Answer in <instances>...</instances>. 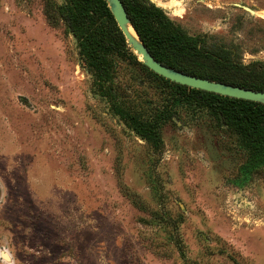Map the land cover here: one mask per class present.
<instances>
[{"label": "rangeland", "instance_id": "374dc122", "mask_svg": "<svg viewBox=\"0 0 264 264\" xmlns=\"http://www.w3.org/2000/svg\"><path fill=\"white\" fill-rule=\"evenodd\" d=\"M48 1L62 2L0 0V244L16 258L0 252L3 264H264V165L208 112L173 104L117 57L122 106L145 117L169 109L155 150L95 94ZM141 1L264 68V0Z\"/></svg>", "mask_w": 264, "mask_h": 264}, {"label": "trees", "instance_id": "16d2710c", "mask_svg": "<svg viewBox=\"0 0 264 264\" xmlns=\"http://www.w3.org/2000/svg\"><path fill=\"white\" fill-rule=\"evenodd\" d=\"M122 2L140 39L159 62L196 77L264 91V68L239 62L233 51L209 44L202 36H188L154 4L145 5L141 0ZM45 14L52 23L63 22L75 38L80 60L94 78L95 94L109 100L114 113L155 150L161 149L169 109L164 107L145 117L124 108L113 91L117 57L131 60L158 80L173 104L208 112L217 126L237 136L252 166L264 165V104L192 89L157 75L131 51L106 0L48 1ZM123 191L134 207L159 218L140 194L126 186Z\"/></svg>", "mask_w": 264, "mask_h": 264}, {"label": "water", "instance_id": "95a60500", "mask_svg": "<svg viewBox=\"0 0 264 264\" xmlns=\"http://www.w3.org/2000/svg\"><path fill=\"white\" fill-rule=\"evenodd\" d=\"M111 12L118 24V27L122 31L129 48L137 56L139 61L148 67L151 71L159 76L164 77L174 83L187 86L192 89H198L215 93L221 96L242 99L252 102H258L264 104V91H256L253 89H247L240 86L227 84L224 82L213 81L205 78L196 77L184 72H181L172 67H168L163 63L155 59L143 41L140 39L136 32L132 21L128 15V12L124 6L122 0H106ZM239 7L245 9L252 15L257 12L249 7L239 4ZM129 27H131L136 34V37L132 36Z\"/></svg>", "mask_w": 264, "mask_h": 264}, {"label": "clouds", "instance_id": "9594fccd", "mask_svg": "<svg viewBox=\"0 0 264 264\" xmlns=\"http://www.w3.org/2000/svg\"><path fill=\"white\" fill-rule=\"evenodd\" d=\"M0 252H7L9 255H11L13 257L14 260L16 259L12 248L6 244H0ZM0 264H3L2 258H0ZM17 264H18V261H17Z\"/></svg>", "mask_w": 264, "mask_h": 264}, {"label": "bare ground", "instance_id": "6f19581e", "mask_svg": "<svg viewBox=\"0 0 264 264\" xmlns=\"http://www.w3.org/2000/svg\"><path fill=\"white\" fill-rule=\"evenodd\" d=\"M129 30H130L132 36L136 37V34L134 33V31H133V29L131 27H129Z\"/></svg>", "mask_w": 264, "mask_h": 264}]
</instances>
